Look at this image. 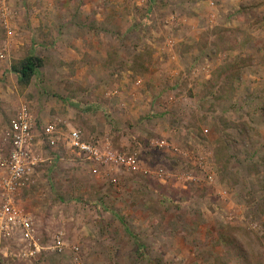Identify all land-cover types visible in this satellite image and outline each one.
I'll use <instances>...</instances> for the list:
<instances>
[{"label": "rangeland", "instance_id": "1", "mask_svg": "<svg viewBox=\"0 0 264 264\" xmlns=\"http://www.w3.org/2000/svg\"><path fill=\"white\" fill-rule=\"evenodd\" d=\"M21 104L42 161L18 203L46 249L0 264H264V0H0V141Z\"/></svg>", "mask_w": 264, "mask_h": 264}, {"label": "built area", "instance_id": "2", "mask_svg": "<svg viewBox=\"0 0 264 264\" xmlns=\"http://www.w3.org/2000/svg\"><path fill=\"white\" fill-rule=\"evenodd\" d=\"M56 127V123H51L44 128L50 146L56 145L60 138ZM33 128L32 113L21 104L2 131L0 141V255L23 260L36 259L46 249L38 242L34 220L18 203L33 168L42 161L34 150L36 136ZM64 140L66 146L79 157L126 171L139 170L135 153L102 150L100 142H86L75 130H70ZM55 239L54 246L50 248L62 250L64 243L58 236ZM13 245L16 247L14 252L10 248ZM74 250L77 251V247Z\"/></svg>", "mask_w": 264, "mask_h": 264}, {"label": "trees", "instance_id": "3", "mask_svg": "<svg viewBox=\"0 0 264 264\" xmlns=\"http://www.w3.org/2000/svg\"><path fill=\"white\" fill-rule=\"evenodd\" d=\"M42 66V59L33 54H29L20 60L13 61L10 71L16 75L18 89H24L29 86L32 78Z\"/></svg>", "mask_w": 264, "mask_h": 264}, {"label": "crops", "instance_id": "4", "mask_svg": "<svg viewBox=\"0 0 264 264\" xmlns=\"http://www.w3.org/2000/svg\"><path fill=\"white\" fill-rule=\"evenodd\" d=\"M31 52H32V51H31ZM34 54H36V52H35ZM34 54H33V55H34ZM9 71H10V68H9Z\"/></svg>", "mask_w": 264, "mask_h": 264}]
</instances>
